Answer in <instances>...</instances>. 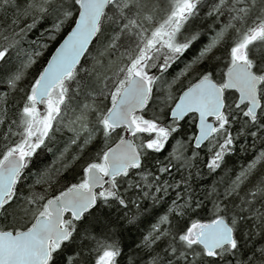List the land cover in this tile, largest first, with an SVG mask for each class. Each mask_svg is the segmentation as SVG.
Segmentation results:
<instances>
[{
  "label": "snow or ice",
  "instance_id": "snow-or-ice-1",
  "mask_svg": "<svg viewBox=\"0 0 264 264\" xmlns=\"http://www.w3.org/2000/svg\"><path fill=\"white\" fill-rule=\"evenodd\" d=\"M125 255L264 264V0H0V264Z\"/></svg>",
  "mask_w": 264,
  "mask_h": 264
},
{
  "label": "trees",
  "instance_id": "trees-1",
  "mask_svg": "<svg viewBox=\"0 0 264 264\" xmlns=\"http://www.w3.org/2000/svg\"><path fill=\"white\" fill-rule=\"evenodd\" d=\"M52 147H53V152L43 151L40 154H38L36 157H33V162L35 165L32 169L33 172H35L38 168H43L47 165H50L52 163V161L55 159L54 153H56L58 148L62 147V144H55ZM168 148L169 147L166 148L164 154L160 157L161 159H163L164 156L167 155ZM247 158L248 157H244V156H242V154L238 153L236 156H232V157L228 158L229 166L238 167ZM200 167L202 168L204 175H202V177L199 179L198 183L193 184V187L197 190L198 193H202L204 188L211 185L217 179L216 174L208 173V170L204 166L203 161H201ZM207 206H208V208H211L210 203H208ZM142 227H146V225H142ZM139 237H140V231H138L136 228H133V227L125 228L123 231H121L119 233L117 239L119 240L121 246L123 247L126 255L133 252V250L135 248V243L138 242ZM126 255L124 257H121L120 264H124V260L126 259Z\"/></svg>",
  "mask_w": 264,
  "mask_h": 264
},
{
  "label": "rangeland",
  "instance_id": "rangeland-1",
  "mask_svg": "<svg viewBox=\"0 0 264 264\" xmlns=\"http://www.w3.org/2000/svg\"><path fill=\"white\" fill-rule=\"evenodd\" d=\"M206 37L202 38V40L204 42H206ZM56 46V45H53V47ZM200 45L197 44L196 46H194L189 52H187L185 54V56L183 57V59H190L197 51V48L199 47ZM51 50V49H50ZM179 67H182L181 64H177V65H174L173 68L170 70L171 72H175V71H178ZM170 150V147L168 148V151ZM78 170V169H77Z\"/></svg>",
  "mask_w": 264,
  "mask_h": 264
}]
</instances>
